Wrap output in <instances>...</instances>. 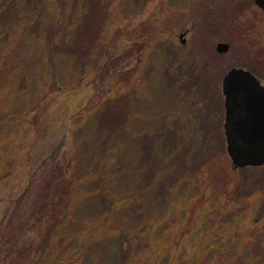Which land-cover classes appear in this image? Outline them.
Instances as JSON below:
<instances>
[{
    "label": "rangeland",
    "instance_id": "rangeland-1",
    "mask_svg": "<svg viewBox=\"0 0 264 264\" xmlns=\"http://www.w3.org/2000/svg\"><path fill=\"white\" fill-rule=\"evenodd\" d=\"M93 1L79 0L78 14L92 8ZM98 1V6L108 7L100 24L90 31L95 34L92 40L71 43L66 39L63 44L65 49H75L74 56L79 53L86 68L76 69L69 88L51 84L52 89L47 88L27 121L13 133L7 164L0 169V232L10 221L13 229L29 217L36 221L34 210L49 193L48 186L55 187L53 182L61 178L66 181L56 195L62 197L63 210L73 206L80 182L95 157L101 158V164H95L96 179L101 189L108 188V171L113 168L107 167L110 161L105 157L107 153L116 155V151L108 152L107 146L121 144L119 153L127 158V166L136 167L146 158L153 165L149 166L152 173L160 176L145 188L148 169L134 176L127 169L124 183L139 187L131 196L132 203L125 206L124 227L134 229L146 218L154 219L158 207L170 221L182 220L180 225L158 221L166 240L164 249L150 250L162 256L159 264L169 259L176 264L185 254L184 258L189 257L193 245H201L214 228L220 237L234 239L232 255L240 257L242 240L264 232V165L232 167L226 150L222 79L234 66L247 68L259 57L264 61L260 51L264 46V12L249 0ZM138 34L143 36L141 43L149 46L142 55L133 52ZM149 35L158 41L145 38ZM220 41L229 43L228 50H216ZM226 169L230 173L227 177L232 178L223 190L217 177ZM85 183L83 188L91 189V184ZM199 188L211 199L196 211L191 222L188 216ZM161 191L168 194L169 204L166 200L164 205L160 203ZM222 191L220 204L227 203L223 214L226 224L203 225L200 216ZM189 195L194 197L183 205V198ZM92 208L91 202L86 203L88 213ZM44 226L28 234L27 244L41 242ZM123 239H130L127 247L139 240L131 233ZM148 241L141 245L147 248ZM259 257L252 264H261ZM236 259V264H249ZM110 264H116L114 259Z\"/></svg>",
    "mask_w": 264,
    "mask_h": 264
},
{
    "label": "trees",
    "instance_id": "trees-1",
    "mask_svg": "<svg viewBox=\"0 0 264 264\" xmlns=\"http://www.w3.org/2000/svg\"><path fill=\"white\" fill-rule=\"evenodd\" d=\"M78 3L79 0H0V169L7 164L10 145L13 144V133L27 121L30 111L46 95L47 88L51 90V84L56 83L69 88L76 69L86 68V63L81 61L79 53L74 56L73 47H63L64 40L70 39L71 43L84 40L89 43L92 35H95H91V29L100 24L103 10L108 6L100 7L98 0L93 1L92 8L88 10L87 7L80 16L76 10ZM239 36H242V29ZM142 37L139 34L136 36L133 49V52L137 51L140 55L149 48L147 44L141 43ZM148 37L151 41H158L157 37L156 40H153L152 35L145 38ZM96 39H93V44ZM262 47L260 51L264 52V46ZM254 62L255 64L252 62L248 68L264 78L261 73V70H264V61L259 57ZM107 147L108 152L116 151V155L107 153L105 157V161H110L107 167L113 168L108 171L107 180L111 182L108 188L101 189L100 180L96 179L94 171L95 164H101L99 157L94 158V162L84 174L76 200L73 198V206H67L63 210L62 197L56 195L60 187H64L66 179L61 178L60 181L53 182L55 187L48 186L49 193L33 212L36 221L32 222L29 217L15 229L10 221L4 232H0V264H110L111 259H114L116 264H159L158 259L162 256L150 250L164 249L166 240L162 236L164 231L158 221L163 220L167 224L178 222L180 225L182 220L170 221L171 217L166 218L167 214L162 216L163 210L159 213L158 207L155 210L158 214L154 219L146 218L134 229L124 227L127 222L122 216L125 206L132 203L131 196L139 187L137 183H132L131 187L129 183H124L122 177L127 169L130 168L131 176L137 175L138 171L143 174L145 168L148 169L150 176L145 177V188L152 186L156 177L160 180V176H157L156 172L152 173L150 167L153 165H149L146 158H141V163L136 167H133V164L127 166V158L119 153L123 147L121 144L114 148L109 144ZM224 163L227 164L226 159L223 160V165ZM158 168L161 171L160 166ZM224 172L217 177L220 182L218 185L223 190L232 178L227 177L230 176L228 169ZM1 173L0 170V176ZM88 181L91 183H85ZM84 183L91 184V189L85 190ZM93 195L97 197L93 198ZM167 195L161 191L162 205L165 200L167 204ZM190 197L194 196L183 198V205L191 199ZM195 198L188 216V221L192 219L191 222L196 211L211 199L205 195L204 188H199ZM96 199L99 209L94 207L97 205ZM222 199L223 191L213 200L210 209L204 210L200 216L203 225L209 222L208 227H223L226 224L223 214L227 203L220 204ZM88 202L93 205L89 213L86 211ZM218 210H221L220 213L214 217L215 211ZM116 214L120 216L116 217ZM42 225H45V235H41V242L37 244L33 240V245L27 244L28 234ZM214 230L215 228L200 241L201 245H193V252L187 255L189 257L184 258L185 254L176 264H219V260L221 264H236V258L239 262L248 261L252 264L257 260V256H260L258 262L264 264V232H256L250 239L242 240L239 245L242 253L238 257L232 255L231 251L235 248L234 239L230 240L228 236L220 237ZM126 233L138 237L137 244L127 247L130 239H123ZM145 239L149 240L147 248L141 245ZM113 244L116 245L115 249L112 248ZM259 247L261 249L256 252ZM129 249H133L134 253ZM164 264L173 263L169 259Z\"/></svg>",
    "mask_w": 264,
    "mask_h": 264
},
{
    "label": "water",
    "instance_id": "water-1",
    "mask_svg": "<svg viewBox=\"0 0 264 264\" xmlns=\"http://www.w3.org/2000/svg\"><path fill=\"white\" fill-rule=\"evenodd\" d=\"M264 9V0H255ZM218 50H228L220 42ZM227 151L235 167L264 164V85L249 70L232 68L224 76Z\"/></svg>",
    "mask_w": 264,
    "mask_h": 264
},
{
    "label": "flooded vegetation",
    "instance_id": "flooded-vegetation-1",
    "mask_svg": "<svg viewBox=\"0 0 264 264\" xmlns=\"http://www.w3.org/2000/svg\"><path fill=\"white\" fill-rule=\"evenodd\" d=\"M245 1H247V2H249V1H252V4H254L260 11H262V12H264V9H262L258 4H257V2L255 1V0H244L243 2H245ZM251 5V4H250ZM240 31H241V29H239V33H240ZM238 33V34H239ZM252 71V70H251ZM255 75H257V76H259L257 73H255L254 71H252ZM263 79L264 78H261V81L263 82ZM264 83V82H263Z\"/></svg>",
    "mask_w": 264,
    "mask_h": 264
}]
</instances>
